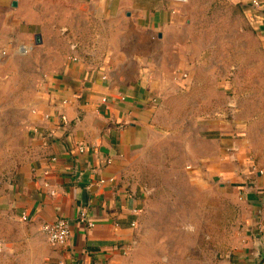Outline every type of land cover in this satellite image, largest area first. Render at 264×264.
<instances>
[{
  "label": "crops",
  "instance_id": "1",
  "mask_svg": "<svg viewBox=\"0 0 264 264\" xmlns=\"http://www.w3.org/2000/svg\"><path fill=\"white\" fill-rule=\"evenodd\" d=\"M226 1L253 23L249 0ZM216 7L0 0V216L9 236L0 253L9 263L175 264L157 249L175 240L148 221L151 191L139 177L172 150L195 176L244 182L245 228L260 232L219 264H264V171L252 176L246 127L226 117L235 102L225 92L238 78L223 50L238 52L240 31L208 25ZM81 206L93 227L78 221ZM61 217L71 235L54 246L42 226Z\"/></svg>",
  "mask_w": 264,
  "mask_h": 264
},
{
  "label": "rangeland",
  "instance_id": "2",
  "mask_svg": "<svg viewBox=\"0 0 264 264\" xmlns=\"http://www.w3.org/2000/svg\"><path fill=\"white\" fill-rule=\"evenodd\" d=\"M230 4L226 0H216L217 7L209 13L211 22L208 25L216 26L217 31L223 32L235 30L238 26L240 31L238 52L234 43L235 48L230 44L223 50V62L236 67L234 74L229 76L238 78V82L230 84L225 92V96L235 102L234 111L230 108L226 117L246 127L244 135L250 139L248 156L253 161V166L249 168L255 177L256 171H264V14L252 10L251 24L245 14L236 15ZM231 41L235 42V36ZM178 152L161 151L140 171L142 185L151 191L148 203L153 209L147 217L148 221L156 226L158 236L175 240L174 246L157 249L175 264H219L233 248H238V240L242 244L245 237L253 238L260 232L253 231L252 227L245 228L244 218L249 209L241 200H248L239 194L238 188L244 182L222 183L220 178L211 180L204 178L205 175L195 176L193 169L180 166L184 159L183 152L180 155ZM139 177L134 170L133 180ZM18 223V227L24 225L21 219ZM187 226L191 227L190 233L183 231ZM19 231L23 233L22 229ZM8 237L0 216V241ZM179 240L190 242V245L179 246ZM22 245L20 243L18 252L15 250L16 255L24 250ZM4 250L3 247L1 252H6ZM5 255L0 253V264H13Z\"/></svg>",
  "mask_w": 264,
  "mask_h": 264
},
{
  "label": "built area",
  "instance_id": "3",
  "mask_svg": "<svg viewBox=\"0 0 264 264\" xmlns=\"http://www.w3.org/2000/svg\"><path fill=\"white\" fill-rule=\"evenodd\" d=\"M250 8L264 14V0H249ZM65 119V117H63ZM23 220H27V214L22 215ZM78 221L85 223L89 227H93L94 222L88 215V211L84 206L79 208ZM259 226V225H258ZM260 230V229H259ZM43 233L47 236L50 244L54 246H63L67 243L71 235L70 220L65 218H57L55 221L46 222L42 226ZM1 250V245H0Z\"/></svg>",
  "mask_w": 264,
  "mask_h": 264
},
{
  "label": "water",
  "instance_id": "4",
  "mask_svg": "<svg viewBox=\"0 0 264 264\" xmlns=\"http://www.w3.org/2000/svg\"><path fill=\"white\" fill-rule=\"evenodd\" d=\"M38 39H39V36H38Z\"/></svg>",
  "mask_w": 264,
  "mask_h": 264
}]
</instances>
